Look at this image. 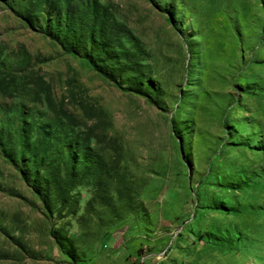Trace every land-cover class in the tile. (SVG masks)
<instances>
[{
  "label": "rangeland",
  "instance_id": "obj_1",
  "mask_svg": "<svg viewBox=\"0 0 264 264\" xmlns=\"http://www.w3.org/2000/svg\"><path fill=\"white\" fill-rule=\"evenodd\" d=\"M84 1L0 0L2 127L78 160L45 208L0 154V264H264V0H94L125 60Z\"/></svg>",
  "mask_w": 264,
  "mask_h": 264
},
{
  "label": "trees",
  "instance_id": "obj_2",
  "mask_svg": "<svg viewBox=\"0 0 264 264\" xmlns=\"http://www.w3.org/2000/svg\"><path fill=\"white\" fill-rule=\"evenodd\" d=\"M84 1V0H81ZM91 16L93 18V22L96 24L91 25L89 29V41L90 43H101L104 46H108L117 51H113L114 54L120 56L121 59L125 60L129 51H125V44L128 43L129 35H125L123 37L114 36L113 38H109L112 35V26L115 24L114 15H111L107 12L106 8L96 1L91 0ZM84 3H81V10L84 11ZM83 16V15H82ZM77 23V28H75L74 22ZM70 22V32L72 35L75 34V31L80 26V19L69 18ZM52 26V22H49V25L45 28L41 29L43 33H50V29ZM46 29V30H45ZM56 38L60 41L58 36ZM109 38V39H108ZM59 43V44H60ZM64 49V47H62ZM66 52V50H65ZM82 56L84 60L88 63L91 68L101 74L106 79H109L105 73L102 72L101 67L96 64V61L92 60V57H88L83 54ZM110 81L123 93H132L139 96H143L149 101L153 103L150 99L148 93H141L135 90H132L129 87H121L116 80L110 79ZM47 110L51 114L55 113L54 108L50 105L51 101L49 99L45 100ZM63 117L61 118H47L44 123L41 125H34L32 123V130L30 134L25 133V127L29 124L25 122V120L20 121V124L17 130H13L12 132H5L2 123L0 121V154L3 159L7 160L12 165H15L18 168L20 173L21 180L27 185L31 186L35 195L38 197L43 207L47 208L46 198L48 193L57 192L59 190V185L61 184L58 181V173L63 164H67L66 172L68 174L69 180L66 185L68 191L69 188L75 187L78 184L74 181V176L76 173L77 159L74 157L62 158L59 152L60 146V137L62 134L63 124L61 122ZM40 129L47 130L50 132L48 143H44L41 145ZM70 134L73 133L71 129ZM53 136V137H52ZM52 137V138H51ZM55 142L58 146L50 151L48 150V144ZM69 144H77L75 141H68ZM66 143V144H68ZM50 154V155H49Z\"/></svg>",
  "mask_w": 264,
  "mask_h": 264
}]
</instances>
